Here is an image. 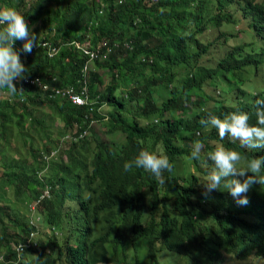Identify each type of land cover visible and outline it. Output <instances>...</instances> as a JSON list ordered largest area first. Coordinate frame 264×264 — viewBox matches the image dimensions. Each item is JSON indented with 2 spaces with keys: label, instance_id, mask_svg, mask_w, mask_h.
<instances>
[{
  "label": "trees",
  "instance_id": "1",
  "mask_svg": "<svg viewBox=\"0 0 264 264\" xmlns=\"http://www.w3.org/2000/svg\"><path fill=\"white\" fill-rule=\"evenodd\" d=\"M194 1L100 0L83 6L84 0H31L24 13L21 11L42 29L54 31L44 38L57 44L59 50L53 57H47L41 47L23 52L25 75L47 82L48 88L41 91L20 81L12 94L14 100L0 101L2 143L10 145L12 126L23 127L25 121L31 128L37 125L45 141L51 142L43 117L33 114L41 106L59 118V137L67 129L77 135L87 128L91 135L69 139L62 151L64 161H51L46 177L38 175L42 154L32 138L24 150L14 149L19 154L15 159L5 156L0 147V180L11 192L17 190L18 198H14L24 202L20 208L12 201L7 200L6 207L0 203V264H58L60 256L69 264L111 262L116 258L106 254L105 242L114 228L115 246L122 245V250L128 244L145 247L143 257L131 264H159L156 252L163 248L184 254L190 264H227L226 255L244 261L250 256L264 259V203L249 206L257 195L253 186L245 194L246 206H238L223 188L203 195L207 171L214 166L207 159L211 151L205 139L216 140L214 131L199 136L207 166L189 158V142L204 128L199 123L200 114L186 105L196 85L187 73L180 79V87L172 80L176 67L194 57L185 51L188 42L183 36L190 23L197 24L201 19L200 4L197 2V8L190 6ZM23 3L0 0V8L16 10ZM103 39L118 45L104 57L91 59L94 70L88 65L89 84L82 89L81 67L89 58L83 44L87 41L90 50L97 47L102 52L106 49L99 45ZM14 43L22 45L21 40ZM226 61L229 72L233 65L241 69L251 59L230 55ZM105 70L109 78L104 82ZM200 79L204 81V77ZM71 86L95 98L93 107L107 104V119L87 106L72 104L67 96H45L51 87ZM244 110L250 113L251 108ZM91 119L95 123L90 125ZM95 124L111 138L122 135V145L118 140L109 142L98 137L92 131ZM47 149L44 146L42 153ZM142 149L167 156L172 162L173 171L163 173L164 184L143 169L124 171L123 164ZM46 184L50 186L49 197L40 199ZM32 204H36L41 222L28 216ZM69 220L80 222V226L73 243L62 244L49 227ZM27 252L30 258H24Z\"/></svg>",
  "mask_w": 264,
  "mask_h": 264
},
{
  "label": "clouds",
  "instance_id": "2",
  "mask_svg": "<svg viewBox=\"0 0 264 264\" xmlns=\"http://www.w3.org/2000/svg\"><path fill=\"white\" fill-rule=\"evenodd\" d=\"M93 1L100 2V0H84L82 4L89 6ZM197 2L200 4L198 7L201 11V19L197 24L190 23L188 29L183 33L185 41L188 42L185 51L192 52L194 57L191 61H184V64L176 67V77L172 80V84L175 83L180 87V79L187 73L188 76L194 78L196 85L186 105L200 114L199 123L204 128L202 131H197L195 139L189 142L191 151L189 158L194 161H202L205 167L207 166V160L201 156L204 154L205 146L199 136H206L209 131H214L217 136L216 140L214 138L205 139L210 147L209 151H211L207 153V159H210L214 166L207 171L203 195L207 196L212 191L223 188L230 193L238 206H246L248 199L245 194L253 186L257 195L249 206L264 203V188L261 187L264 186V173H262V169H264V86H261L262 83L256 77L257 71L261 67L258 63L264 59V0H195L190 6L197 8ZM28 24L24 15L14 8H0V89L6 88L10 94L17 92L16 85L20 81L27 83L23 81L27 69L12 46L15 40L24 42L22 51L25 53H31L33 47H41L45 50L47 57H53L59 50L57 44L54 45L44 38L51 36L54 31L45 30V35L37 37L30 31ZM54 26L55 23H52L51 28ZM99 45L106 49L102 52L97 47L90 50L89 42L85 41L83 44L84 53L89 55V58L81 67L82 89L86 88L87 83L89 84L88 65L90 70H94L91 59L104 57L111 52L112 46L118 44L116 42L110 44L107 39H103ZM230 55L248 57L251 61L241 69L233 65L232 69L227 72L226 58ZM199 68H201L200 72ZM198 72L199 76H197ZM250 72L253 73L252 76ZM200 77H204L203 82ZM44 83L47 85V82ZM47 88L48 85L45 89H39L43 91ZM72 89L74 95L80 96V100L74 101L68 94L49 95L54 87H51L45 96L47 98L57 95L67 96L72 104L87 106L91 112L95 110L103 115L104 119H107L106 112H102L104 105L106 111L109 110L110 107L107 104L103 103L97 108L93 107L96 103L95 98L91 99L82 89L80 91ZM258 94H260V98L257 97ZM247 107L251 108L252 114L251 111L248 113L244 110ZM216 111L219 114H215ZM94 123L95 120L91 119L90 125ZM96 125L99 124H95L94 128ZM100 127L102 128L99 125ZM74 131L67 129L63 136L59 137V140L61 139V142L69 139L77 140L78 137L89 136L88 134L91 133L87 128L77 135H74ZM92 131L95 132V129ZM113 139L118 140L121 145L124 141L122 135ZM46 147L48 148L46 153H42V149L39 151L40 155L42 154L40 161L43 163L38 172L39 177L48 175V166L51 161L57 162L54 158L59 150L58 143L51 142ZM65 149L58 152V160L61 158L64 161L62 151ZM133 168L145 170L152 174L158 183L164 184L163 173L165 171L172 172L173 164L167 156L142 149L134 154L132 160L123 164L125 172H131ZM49 189L48 184L44 185L39 198H48ZM28 210L30 219L36 218L35 221H37L40 214L36 209V204L29 205ZM38 221L41 222V218ZM59 226L67 229L60 242L66 244L64 241H67L72 244L80 222L69 220L62 222ZM49 229L56 234L58 228L50 225ZM114 234L115 228L110 232L108 241L111 242L110 246L114 250L113 257L116 259L113 261L121 263L122 259L118 257L117 252L123 246L114 245L112 240ZM108 241L105 242V246ZM14 247L18 249L20 245ZM2 254L3 252L0 253V258ZM56 262L59 264L60 260ZM65 264H69V262L66 261Z\"/></svg>",
  "mask_w": 264,
  "mask_h": 264
},
{
  "label": "rangeland",
  "instance_id": "3",
  "mask_svg": "<svg viewBox=\"0 0 264 264\" xmlns=\"http://www.w3.org/2000/svg\"><path fill=\"white\" fill-rule=\"evenodd\" d=\"M31 0H24V3L21 5V7L19 9H16L19 13H24V9L27 6V3L30 2ZM42 16H39V19H41ZM25 20L28 23H32V26L29 27L30 31L33 32L37 37H41L43 35H45V30L41 28L40 23H34V20L29 19V16H27L25 18ZM38 21V17L36 18V22ZM33 29H36V31L34 32ZM22 45H23V41H21ZM22 45H18L16 43H13V49L14 51H16L19 56H20V60L21 62L23 61V51H22ZM259 66H261L256 74V77L259 79V81L262 83L261 86H264V59L260 60V62L258 63ZM106 74L103 75V81L105 82L108 78H109V72H107L105 70ZM251 76L253 75L252 72H250ZM34 85V84H33ZM35 87L39 88L38 86L35 85ZM9 100H14L12 97V94L9 93V91L4 88V89H0V101H4L5 99ZM102 112H106V108L105 105L102 107ZM52 111L45 106H41V107H36L33 110V114L36 116V118L43 117L44 120V124H45V131H48V133L50 134V136L52 137L51 142H56L58 143L59 146V150L56 153V156L54 158V160L58 161V157L57 154L59 151H61V149H65L68 144H69V140L63 141L61 142L59 140V135L57 134V132L60 129V125L61 122L59 120L58 117L54 116L51 114ZM47 115V117L45 116ZM51 117V118H50ZM50 118V119H49ZM16 128H17V134H15L16 132ZM35 129V130H34ZM95 132L96 135L102 139H105L109 142H112V138L109 137V135L106 133V131L104 129H102L101 127L99 128V125L95 126ZM11 132L14 134L13 137V141H15L18 144L13 143V141L11 142V146L9 144H4L2 143V139H0V147L3 148V150H5V152L3 153L5 156H7L9 159H15L16 157L19 156V154L15 153L14 149L16 150L17 148L21 150H24V148L28 147L29 144V138H32L33 141V145L35 147L38 148V150L43 149L44 146H48L51 142H46L44 139V135L43 131L41 129H38L37 125H33V127H30L29 121H25L20 127H16V126H12V130ZM21 132V133H20ZM24 134L25 136L22 138V135ZM91 133H89L88 135H90ZM12 140V139H11ZM21 142H22V148H21ZM6 148V149H5ZM9 148V149H8ZM26 150V149H25ZM19 151V150H17ZM26 154V153H25ZM238 177V176H237ZM6 182L4 183L3 180H0V203L2 204V206H8V204L6 203V201H12L14 202L15 206L17 207H21L23 206L22 202L18 199H15L14 197L18 198V191L15 190L14 192H11L9 189H7L6 187ZM24 203V202H23ZM22 212L25 214V206L22 207ZM31 208V207H30ZM36 219V218H35ZM58 229H56V234L58 236V240L61 241V238H63L65 236V231L67 230L66 228H64L63 226H57ZM72 240V237H71ZM111 242L108 241L106 243V247H107V254L109 256H113L114 254V250L113 248L110 246ZM128 248L122 250L121 248L118 249V257H120L122 259L121 263H116L115 261H111V262H96L94 264H131L136 258H142L143 255L145 254V247L144 246H139V247H134L132 244H128ZM2 253V252H0ZM24 258H30L31 254L29 252L24 254ZM227 256V260L226 263L227 264H242L245 262H253L255 264H262L264 263V259H260L259 257H248L246 261L244 260H239V259H233ZM156 257L157 260L159 262V264H190L189 258L187 256H185L184 254H180L177 251L174 250H167L166 248H163L159 251L156 252ZM60 260L59 264H65L66 259L63 256H60V258L58 259Z\"/></svg>",
  "mask_w": 264,
  "mask_h": 264
},
{
  "label": "built area",
  "instance_id": "4",
  "mask_svg": "<svg viewBox=\"0 0 264 264\" xmlns=\"http://www.w3.org/2000/svg\"><path fill=\"white\" fill-rule=\"evenodd\" d=\"M23 81L27 82L28 84H34L36 86H38L39 88L45 89L47 87L46 83H44L43 81H41L40 79H38L35 76H26L23 78ZM72 88H65V89H61V88H57L54 87V92L50 93L49 95L53 96L55 94H68L74 101L75 100H80V96L78 95H74V93L72 92Z\"/></svg>",
  "mask_w": 264,
  "mask_h": 264
}]
</instances>
